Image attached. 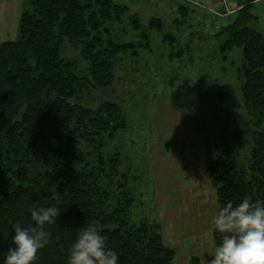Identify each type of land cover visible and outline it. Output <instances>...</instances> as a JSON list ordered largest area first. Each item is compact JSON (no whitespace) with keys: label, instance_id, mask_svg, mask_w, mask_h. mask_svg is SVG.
I'll return each instance as SVG.
<instances>
[{"label":"trees","instance_id":"1","mask_svg":"<svg viewBox=\"0 0 264 264\" xmlns=\"http://www.w3.org/2000/svg\"><path fill=\"white\" fill-rule=\"evenodd\" d=\"M255 1L244 0L213 33L196 32L202 40L196 53L180 42L194 11L186 4L169 30L164 19L144 18L118 0L30 1L18 38L0 42V264L14 247L13 225H33L29 208L50 205L61 212L44 226L50 240L34 264H67L78 229L93 221L119 264L173 263L176 252L165 245L161 223L134 212L132 182L141 176L116 143L129 126V103L117 96L92 106L84 99L89 88L112 87L124 63L137 68L145 50L164 69L174 61L196 69L212 57L239 82L241 115L219 117L206 140L211 184L217 212L245 197L264 202V33ZM155 35L167 51L152 46ZM67 47L85 62L82 70ZM228 93L221 89L217 97L223 102ZM213 238L221 239L214 228Z\"/></svg>","mask_w":264,"mask_h":264},{"label":"rangeland","instance_id":"2","mask_svg":"<svg viewBox=\"0 0 264 264\" xmlns=\"http://www.w3.org/2000/svg\"><path fill=\"white\" fill-rule=\"evenodd\" d=\"M30 1L14 0L12 13L14 10H18L21 14L22 8L29 7L30 9ZM118 1L139 11L144 18L157 16L164 19L169 30L174 26L173 20L178 16L180 6L185 5L179 0ZM193 8L196 12H200L198 7L193 6ZM260 8L262 10H259V13L264 15V6L261 5ZM20 14L16 19L15 16L11 19L8 16L6 33L5 36H0V42L18 38ZM206 20V22L199 23L197 19H192L189 22L192 26L189 23L185 24L186 27L181 32L180 42L184 44L188 40L187 36L191 28L206 33V36L209 35L211 28H215L216 25L211 24L210 17H207ZM172 31L176 30L172 29ZM161 41V35L153 36L152 46L158 51L165 52L168 49L165 45L162 46ZM201 44L202 40L199 39L197 45ZM150 52V50H145L141 54L137 60L138 69L133 66V62L124 63L119 69L120 71L116 73L115 81L109 89L99 91L89 88L84 94L85 102L89 103L88 105L96 106L102 99L119 96L130 105L128 108L129 126L121 133L116 143L120 145L119 148L122 149L124 158H129V164L133 169L132 173L141 176L132 182L135 188L134 212L136 217L146 216L157 219L155 207L157 181L160 187L169 185L167 189L170 188L171 184L167 178L154 177V161L157 165L158 151L164 144L166 148H169V159L180 158L181 167H176V170L180 169L183 176H189L193 170L195 174L198 172L200 178L185 177L181 179L188 185L191 179L194 183L196 182L199 192L208 203V217H211L212 214L213 218V206L218 207V202L215 188L210 185V181L207 182L208 178H203L204 174H207L206 164L208 163L206 140L213 130L212 125L216 124L219 117L228 118L232 113L241 115L239 82L235 77L224 75L212 57L205 64L195 66L196 69L191 65H179L177 61L170 63L164 69L161 65L158 66L157 62L154 64ZM66 55L78 61L80 70L85 67V62L78 53L68 47ZM184 58L187 64H192L191 58L187 56ZM198 67L201 68L198 69ZM178 74L180 81L172 83V78L177 77ZM221 89L229 92V96L223 102L217 97ZM142 103H145V106ZM131 105L137 107L132 108ZM219 124L222 127L225 125L224 123ZM199 148L205 149V157L202 161ZM160 160L163 161V158ZM174 181L175 179L172 180V186H176ZM206 185L209 186H207L208 189L201 187ZM210 186L213 195L209 191ZM208 223L213 227L212 219L208 220ZM210 238H213L212 229L210 231V228L206 227L205 240L208 241Z\"/></svg>","mask_w":264,"mask_h":264},{"label":"clouds","instance_id":"3","mask_svg":"<svg viewBox=\"0 0 264 264\" xmlns=\"http://www.w3.org/2000/svg\"><path fill=\"white\" fill-rule=\"evenodd\" d=\"M31 226L13 225L10 246L2 264H34L37 253L50 240L45 225L55 222L60 209L54 205L29 208ZM221 235L219 243L208 252L207 264H264V202L243 198L238 204L228 202L212 218ZM67 264H119L116 251L108 247L95 221L78 229L71 244Z\"/></svg>","mask_w":264,"mask_h":264},{"label":"crops","instance_id":"4","mask_svg":"<svg viewBox=\"0 0 264 264\" xmlns=\"http://www.w3.org/2000/svg\"><path fill=\"white\" fill-rule=\"evenodd\" d=\"M179 1L187 4L191 11L194 10L188 17V23L192 19H197L199 23L206 22V18L210 17L212 20L211 24H215V30H217L222 25H226L230 22L231 16L240 9L244 0H231L230 2L233 7V12L229 14H225L219 7L218 0ZM13 3L14 0H0V36H5L8 16H10V19L15 16L16 19L20 14V11L18 12V10H14V13H12ZM261 5L264 6V0H256L253 4V12L258 17L256 22L257 28L264 33V15L259 13V10H262V8H260ZM193 6L198 7L200 12H196ZM23 10L24 9L22 8V12ZM198 14H200V17H198ZM190 26L192 25L190 24ZM181 32H183V30ZM196 32L198 31L191 28L187 36V43L192 46L194 53H196L199 48L197 45L199 35H197ZM202 147L203 145L201 148ZM201 148L199 149L201 150L200 160L202 161L205 157V149ZM158 153V164L156 165L154 161V177L167 178L171 185L170 188L167 189L169 185L160 187L157 181L155 200L156 217L162 225L163 241L165 245L175 249L176 253L172 264H207L208 261L213 259L208 252L212 251L215 245L214 238H210L208 241L205 240L206 227L210 228V231L212 229L213 235V227L208 223V220L211 221L212 219V214L211 217H208V203L204 200V196L199 192V187L196 185V182L194 183L191 179L190 184L188 185L182 180L185 177L200 178L198 172L195 174L193 170L189 176H183L180 169L176 170V167H181L180 158L177 159L175 157L169 159V148H166L164 144ZM160 158H163V161L160 160ZM206 165L207 174H204L203 178H208L209 180L207 179V182L209 183L210 181V185L212 186L208 163ZM174 179L176 186H172V180ZM207 186L208 185L201 187L207 188ZM211 186L209 189L210 193L213 192ZM213 194L214 193H212V195ZM217 208L218 207L213 206L214 216L217 213Z\"/></svg>","mask_w":264,"mask_h":264},{"label":"built area","instance_id":"5","mask_svg":"<svg viewBox=\"0 0 264 264\" xmlns=\"http://www.w3.org/2000/svg\"><path fill=\"white\" fill-rule=\"evenodd\" d=\"M230 1L231 0H218V5L225 14H229L233 12V7Z\"/></svg>","mask_w":264,"mask_h":264}]
</instances>
